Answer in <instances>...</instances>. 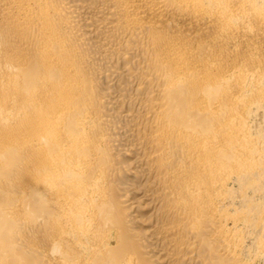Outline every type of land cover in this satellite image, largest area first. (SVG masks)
<instances>
[{
  "label": "bare ground",
  "instance_id": "obj_1",
  "mask_svg": "<svg viewBox=\"0 0 264 264\" xmlns=\"http://www.w3.org/2000/svg\"><path fill=\"white\" fill-rule=\"evenodd\" d=\"M0 264H264V0H0Z\"/></svg>",
  "mask_w": 264,
  "mask_h": 264
}]
</instances>
